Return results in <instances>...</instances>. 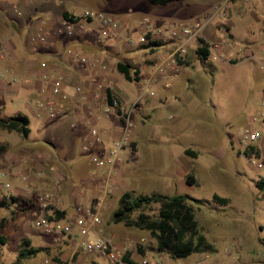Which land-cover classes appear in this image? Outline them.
I'll return each instance as SVG.
<instances>
[{
    "label": "rangeland",
    "instance_id": "1",
    "mask_svg": "<svg viewBox=\"0 0 264 264\" xmlns=\"http://www.w3.org/2000/svg\"><path fill=\"white\" fill-rule=\"evenodd\" d=\"M185 1L191 2V0ZM206 1L210 3L205 14L209 13L210 7L219 0ZM125 7L126 4L120 0H78L75 3L77 12H81L84 8H94L118 15L125 10ZM156 7L164 10L166 6L156 4ZM11 11L13 15L20 16L13 11V7ZM229 18L233 21L231 32L251 36L257 47L264 45V0H229L226 14L213 16L198 36L202 35L211 41L217 37V42L226 38L232 43V38L224 29ZM94 21L91 26L96 25ZM21 33L23 39L29 35L25 26ZM163 34L167 35L165 29ZM137 35L138 33L133 32L124 39L135 40ZM196 43L195 37L187 46V48L193 46L191 50L193 53ZM219 54L222 56L213 57L212 53L205 57L200 55L205 62H198L192 70L199 80V92H197L196 79L188 82L180 76L177 86L168 92L166 102L157 103L155 96H151L155 105L152 113L147 112L146 115L134 113L137 106L141 108L142 100L147 95L133 106L130 111V129L141 124V132L137 142L130 137L128 143L119 149L107 178L110 184L117 183L120 188L109 194L110 196L106 194L99 214L101 218L111 222L112 211L118 205L124 191L130 192L131 195L163 192L199 198L201 203L197 209H194V217L197 220L198 231L210 243L212 249L191 252L183 257H173L168 252L157 250L155 238L147 230L132 227L130 229L144 236L142 240L135 236V245L128 250V255L134 262L140 257H146L150 264H256L258 260L264 259V238L258 239L264 236V187L256 185V180L260 176L264 177V164L258 168L253 165L250 159L254 155L241 153L240 146L236 142L246 126L261 128L258 120L251 121L250 117L259 99V87L264 81V75L260 65H256L250 56L236 62V58L231 57L229 53L219 52ZM212 68L215 70L212 71ZM126 83L132 89L134 97L138 92V84L136 85L135 81ZM0 101L3 106L0 108V115H9L16 110L29 114L33 107V103L26 104L27 99L21 94L11 97L0 95ZM125 105L128 106L129 101ZM145 109H150V104L145 106ZM184 113L186 115L183 118ZM203 121L210 125L206 134L210 136L208 137L210 141L206 140ZM52 122L43 124L44 126L39 129L36 128L34 117L30 116L29 137H36L37 141L42 140V137L44 138L42 132L49 131L50 127L47 126ZM145 127L146 130L143 129ZM38 130L41 133H37ZM47 133L52 141L58 140L55 132ZM117 134L115 139L119 137L120 129ZM148 134L155 137L154 142L149 141ZM222 146L225 147L226 153L218 155ZM184 148L195 152L196 156L183 153ZM154 154L160 161L159 164L157 163L158 168L162 170L158 176L153 170L157 164L150 158ZM72 162L68 164L71 165ZM74 165L70 169L69 166L66 167L68 172L65 173L62 182L63 187L66 183L71 186L72 193L67 195L66 192L65 194L57 192L55 195L56 199L65 200V206L73 214H75V206H85L91 202L88 192L85 194L86 197L76 195V189L82 188L80 181L83 178L78 176V173L83 170L74 173L72 171ZM96 167L97 174L102 178L97 183L100 194L106 165L101 164ZM128 168H130L129 172H127ZM137 169L139 170L136 173L142 174L134 178L133 173ZM179 170L192 173L197 179L196 182L186 183L183 176L177 174ZM4 182H8L9 185L4 186ZM11 184L12 179H9L4 172L0 173V264H10L14 261L22 238L28 239L30 245L42 249L33 255L18 259L15 264H64L66 260L72 264L74 256L78 253L73 264H92V260L102 263L101 256L86 251H75L65 261L61 260L60 253L69 248L68 243L73 240L76 233L71 231L70 236H65L56 231L39 230L33 225L35 215L32 210H16L15 213H11L16 209L6 195ZM213 193L225 196L226 204L222 205L221 202L213 200L211 198ZM191 203L195 205V202ZM213 206L223 207L224 216L229 220L241 222L244 234H240L236 228L221 231L219 224H215L214 219L211 218L218 216L211 208ZM142 208L153 215L157 204L150 203ZM136 212L137 210L133 211L131 215H135ZM121 223L115 225L121 226L123 224Z\"/></svg>",
    "mask_w": 264,
    "mask_h": 264
},
{
    "label": "crops",
    "instance_id": "2",
    "mask_svg": "<svg viewBox=\"0 0 264 264\" xmlns=\"http://www.w3.org/2000/svg\"><path fill=\"white\" fill-rule=\"evenodd\" d=\"M120 1L126 4L125 10L118 14L120 16L111 13L118 19L120 17L118 28L112 36L104 37L100 35L98 23L95 19L88 22L90 26L88 30L76 31L74 35L70 36L58 33L56 28L63 11L71 14L79 13L75 11V3L78 0H0V72H5L3 76H0V95L11 97L21 94L27 99L26 104L31 105L34 98L43 93L44 90L45 94L50 95L49 85L53 75L60 73L65 79L61 86V90L65 95L61 96L58 94L54 96L55 105L62 110L61 115L49 117L46 110L37 111L34 107L30 109L29 114L16 110V112L9 115H0V117H6L21 113L27 118L28 133L26 136H22L17 130H9L0 126V171L4 172L9 179H12V184L7 189L6 195L8 197L14 195L30 199L32 202L27 210H32L35 216L40 214L42 209L41 202L36 196L39 191L51 193L53 197H50L47 203L52 204L57 209L64 210V215H73L70 209L65 206V200H58L55 197L57 192L59 194L60 192L63 194L66 192L67 195L72 193L71 186L66 183L63 187L62 182L64 181L65 173L68 172L66 167L69 166L70 169L73 164H75L72 169L74 173H77L80 169L83 170V172L78 173V176L83 178L80 181L82 188L76 189V195L90 193V203L100 198L101 193L99 194L97 190V183L102 178L97 174V167L90 160L89 152H86L82 146L87 145L90 150L99 152L98 154L101 155L108 149V144L117 137L119 129L121 130V120L116 113V109L104 96L106 89L109 90L111 97L126 104L133 99V92L126 83L127 81H135L136 85H139L143 80L151 81L154 94L145 96L142 100L141 108L139 109L137 106L134 112L135 115H142V113L146 115L147 112L152 113L155 107L151 96H155L157 103L166 102L168 92L171 88L177 86L180 76L188 82L196 79L198 84L199 80L192 70L198 62L204 63L205 60L200 55L198 56L196 52L193 53L191 51L193 46L187 48L186 52L179 57V61L176 60L175 73L171 74V69L167 65H164V71L162 72L153 71L154 66L162 61L160 60L161 57L175 45V39L160 33L157 27L161 26L165 21L190 20L201 17L206 13L210 2L206 0H191V2L168 0L161 4L166 6L164 10H161L156 7V3H152L149 0ZM13 6L20 10V16L13 15L11 11ZM143 17H147L153 24V29L146 32L149 37H144V41L140 40V37L145 34L144 23L142 22ZM93 21L96 25L91 26L90 24ZM232 25L233 21L231 18L226 20L224 29L232 38V43L229 45L217 42V37L211 41L200 35L208 45L209 51L207 55L212 53L213 57H215L219 55V52H226L231 57H235L236 62L243 59V57L250 56L255 64L259 65V62L264 60V45L257 47L251 36L231 32ZM24 26L29 35L38 27L46 30L48 33L47 42L45 44L31 43L28 40L29 35L23 39L21 30ZM133 32L138 33L135 40L124 39V37H128ZM249 32L250 30H248ZM149 39L157 43L147 45ZM67 49H80L88 57H94L106 63L107 70L98 71L96 78L101 79L108 86L99 90L97 97H94L93 87L89 86L87 81L91 71L73 62L67 53ZM40 61L44 62V66L39 65ZM116 61L126 63L129 72L137 68L138 78L126 79L115 68ZM214 70L212 68V71ZM204 71L206 70L204 69ZM261 72L264 75V72ZM209 74L212 75L211 73ZM162 76L168 79V86H163L164 78ZM76 86H80L81 90H76ZM199 90L198 84L197 92ZM263 96L264 81L259 87V99ZM258 101L250 119L251 121L258 120L257 122H259L261 128L253 127V125L246 127L258 130L259 136L246 147L238 145V140L236 142L240 146L239 150L241 153H252L264 164V120L254 117L258 110ZM148 104H150V109H145ZM0 105V108L3 107L1 101ZM185 115L186 113L183 114V118ZM30 116L34 117L37 123L36 128L39 129L44 126L43 124L53 121L50 126H47L50 127L47 132H55L58 140L52 141L47 132H42L44 138L42 137L40 141H37L36 137L30 138ZM133 120L135 121L136 119ZM85 121L97 128L99 137L97 141H94L93 137L88 135L86 139L83 138L87 130ZM141 126V124H137L131 129L130 137L135 142H137L138 135H140ZM202 126L206 128V136L210 125L203 121ZM143 129L146 130V127ZM37 133H41V131L38 130ZM148 135L149 141L154 142L155 137ZM208 137L210 138L207 135L206 140L210 141ZM255 151H257L256 155L254 154ZM218 152V155H224L226 153L225 147L222 146ZM150 158L154 163L159 164L160 161L157 160L156 154ZM69 162H72L71 165L68 164ZM158 164L153 169L157 176L162 173V170L158 168ZM127 170L129 172L130 168ZM138 170L133 173L134 178L142 174L136 173ZM177 174L182 175L184 178L185 172L179 170ZM108 175L109 173L107 174L106 169L104 179ZM115 186L116 188H114ZM119 188L120 186L117 183H112L110 186L111 190L107 195H111L113 191L119 190ZM219 197L225 198V201L220 203L225 205L227 198L225 196ZM10 201L12 200L10 199ZM12 204L14 206V201H12ZM211 208L218 214L217 217L211 218L214 219L215 224H219L221 231L236 228L240 234H244L243 224L226 218L224 216L225 213H223V207L213 206ZM100 219V226L103 232L111 233L118 242L125 237L133 240L136 239L135 236L144 237L143 234L130 229L132 227L125 226L122 223L121 226L115 225L120 222H108L101 217ZM261 238L263 239L264 236L258 239ZM71 243H68V249L60 253L59 258L61 260L65 261L70 256L72 251V248L70 249ZM78 255L79 253L74 256V259ZM74 259L71 262L72 264ZM92 261L96 262L95 260ZM64 264L70 263L66 260ZM256 264H264V259L258 260Z\"/></svg>",
    "mask_w": 264,
    "mask_h": 264
},
{
    "label": "built area",
    "instance_id": "3",
    "mask_svg": "<svg viewBox=\"0 0 264 264\" xmlns=\"http://www.w3.org/2000/svg\"><path fill=\"white\" fill-rule=\"evenodd\" d=\"M228 3L229 0H219L210 7L209 13L204 14L201 17L190 20L177 19L165 21L161 24V26L157 27V30L160 33H163L165 29L167 35L175 39V45L170 51L161 57L160 60L162 61L154 66L153 71L162 72L164 71V65H167L171 69V74L175 73L177 55H182L185 53L189 41L200 34L204 25L213 16H224L226 14ZM13 11L16 14H20V10L16 6H13ZM93 19L97 21L99 33L104 37L112 36L116 32L119 25L117 17L111 13L91 8H84L78 14H72L71 18H65L61 16L56 30L58 33H62L67 36L74 35L76 31L88 30L90 27L88 22ZM142 22L144 23V33L153 29L152 21L147 17H143ZM47 37V31L41 27H38L29 35L28 40L31 43L45 44L47 42ZM144 37L145 36L143 34L140 37V40L144 41ZM220 42L224 44H231L226 38L220 39ZM67 53L73 62L78 63L82 67H85L91 71L90 75L87 77V81L88 85L93 87L94 97H97L99 90L105 89L108 86L107 83H104L101 79L96 78V73L98 71L102 72L107 70L106 63L98 60L97 58L88 57V55L80 49H67ZM219 55L222 56V54ZM39 65L44 66V62L40 61ZM259 65L261 70L264 72V60L260 61ZM4 73V71H1L0 76H3ZM163 78V86H168V79L165 77ZM64 80L65 79L63 75L60 73L53 75L49 85V92L51 96L45 94L44 90L43 93L35 97L32 101L34 109L37 111L41 109L46 110V113L49 117L61 115L62 110L60 107L55 105L54 96L58 94L61 96L65 95L61 90ZM151 86V81H141L138 85V92L134 95L133 99L129 101L128 106H126L124 103H121L114 97H111L110 104L115 107L116 113L121 120V130L119 137L112 142L111 146L103 154L99 155L98 153L90 150L87 145L82 146L85 151L89 152V158L94 165H106L107 174L113 168V164L119 149L126 145L129 141L131 130L130 111L133 106L137 105V102L141 100L144 95L154 94ZM75 89L81 90V87L76 86ZM104 96L106 98V94ZM254 117L264 120V96L258 101V110L256 111ZM85 124L87 130L83 138L86 139V136L88 135L90 137L92 136L94 141H97L99 139L97 128L88 123V121H85ZM258 136V130L245 127L238 138V143L240 146L246 147ZM250 162L256 167H261L263 165V162L255 156L250 159ZM0 173L2 172L0 171ZM8 185V182H4V186ZM110 186L111 184L106 177L102 183L101 196L96 201L85 206H75V214L73 215L66 214L58 218H48L42 214H37L33 220V225L41 231H56L58 233H62L65 236H70L69 233L71 231L72 233H76L75 236H73V240L71 241V254H73L75 251L92 252L103 258L101 264H128V261L124 258V254L127 253L128 255V250L134 247L136 241L125 237L118 242L111 233L103 232L100 226V208L104 196L111 190ZM114 188H116V186ZM36 196L40 200L42 207L48 202L50 197H53L51 193L46 191L38 193ZM142 239L143 238L140 237V240ZM128 257L130 258V255H128ZM134 264L150 263L146 257H140L137 262H134Z\"/></svg>",
    "mask_w": 264,
    "mask_h": 264
},
{
    "label": "trees",
    "instance_id": "4",
    "mask_svg": "<svg viewBox=\"0 0 264 264\" xmlns=\"http://www.w3.org/2000/svg\"><path fill=\"white\" fill-rule=\"evenodd\" d=\"M149 1L156 4H164L168 0ZM62 16L71 18L72 14L63 11ZM144 36L146 38L149 37L148 33H145ZM196 40L195 52L205 57L209 51L207 43L200 36H197ZM156 43V41H150L149 39L147 45ZM179 57L181 56L177 55V61L180 60ZM115 68L122 73L126 79L138 78L137 68L129 72L126 63L116 61ZM105 92L107 101L110 103L111 94L108 89H106ZM0 126L9 130H17L22 136H26L28 133L27 118L21 113L0 117ZM183 152L185 154L191 153L194 156L196 155L195 152H190V150L186 148L183 149ZM254 154L256 155L257 151H255ZM196 180V177L192 173L186 172L184 174V181L186 183L193 184ZM256 185L264 187V177H259L256 180ZM211 198L218 202L225 201V198L219 197L216 194H212ZM9 199L14 201V206L16 208L13 209L11 213H15L16 210L29 209L32 202L30 199L14 195H11ZM191 202H195V205ZM150 203L157 204L156 211L153 215L147 213L142 208L144 205H149ZM200 203L201 200L199 198L184 194L151 192L149 194L131 195L130 192L124 191L119 198L118 205L112 211V221L122 222L126 226L147 230L148 233L155 238L157 250L168 252L173 257H183L191 252L209 251L212 249L210 243H208L204 236L198 231L197 221L194 217V209H197ZM135 210H137L136 214L131 215ZM40 214L48 218H58L64 215V210L57 209L52 204L46 203L42 207ZM41 249L42 247L32 246L29 244L28 239L22 238L15 259L10 264H15L18 259L33 255ZM124 258L128 261V264H134L127 253L124 254ZM92 264L98 263L92 262Z\"/></svg>",
    "mask_w": 264,
    "mask_h": 264
}]
</instances>
